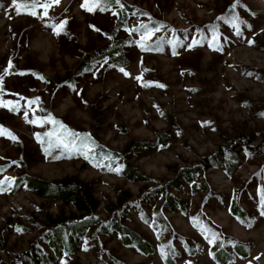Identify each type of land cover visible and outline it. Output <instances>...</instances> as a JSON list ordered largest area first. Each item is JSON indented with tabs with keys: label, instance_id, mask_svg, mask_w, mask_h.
<instances>
[{
	"label": "rangeland",
	"instance_id": "obj_1",
	"mask_svg": "<svg viewBox=\"0 0 264 264\" xmlns=\"http://www.w3.org/2000/svg\"><path fill=\"white\" fill-rule=\"evenodd\" d=\"M121 1L133 7L126 25L112 14L118 5L88 12L83 0H60L41 19L42 8L37 16L17 15L12 0H0V99L19 104V111L0 107V127L16 137L0 136V180L12 178L0 192V264H20L39 251L54 255L50 220L72 213L83 219L73 205L18 182L24 175L76 178L100 201L88 216L94 224L71 236L76 251L62 250L52 264H217L213 249L235 253L236 243L248 252L229 264H264V0H239V31L229 22L237 0ZM62 20L67 25L59 36L46 27ZM142 23L160 27L148 51L134 31ZM108 47L119 50L115 57L124 55L129 75L108 57L79 72L84 58ZM29 100L37 103L28 108ZM48 116L122 158L100 156L91 144L88 159L46 155L37 135L59 131L43 123ZM159 132L168 144L158 142ZM126 163L145 180L125 177ZM166 194L185 202L168 205ZM234 202L245 217L231 214ZM118 221L154 251L124 245L112 230Z\"/></svg>",
	"mask_w": 264,
	"mask_h": 264
},
{
	"label": "trees",
	"instance_id": "obj_2",
	"mask_svg": "<svg viewBox=\"0 0 264 264\" xmlns=\"http://www.w3.org/2000/svg\"><path fill=\"white\" fill-rule=\"evenodd\" d=\"M124 4V8L121 9L120 7L116 8V12L118 18L121 19L123 25L127 24L129 14L133 11V7L130 6L128 3L121 1ZM116 52H119L118 49L114 47H108L105 49L104 53L97 57L91 58L88 55L86 58L83 59V62L79 66L80 71H86L87 69L91 68L94 63L98 62L102 58H112L116 63H122V67L128 65V62L125 61L124 55H119L115 57ZM51 82V79H46ZM69 80V79H68ZM72 82V80H70ZM52 83V82H51ZM100 116V115H99ZM158 142L162 145H166L169 142V138L164 134L159 132L158 133ZM90 144L94 149H97V152L100 156H104L107 158L115 159L122 158V154L111 150L109 147L105 145H101L100 143H94V141H90ZM148 143H140L139 145H144ZM187 177L189 180L192 178V174L190 169ZM123 175L128 179L140 182L145 180V176L130 164L126 163L123 169ZM18 182H24L26 186L34 191L39 196L49 197L56 200H61L65 204L73 205L78 212H82V215L78 218L76 217L75 213L69 215V217H65V215L58 217L55 220H50V225L52 226V232L49 239V246L53 249L54 255L46 251H39L38 255H29L21 259L20 264H52L54 262V258L57 256H61L62 250L69 253H74L76 251V242L72 240L71 236L81 237L86 230H88L89 226L93 225V219L89 218L91 214H95L97 209L100 205L99 199L95 197L93 194L92 188L82 181H79L76 178H66L60 181L51 182L37 176L31 175H24L20 176L17 179ZM179 184V183H178ZM167 202L169 204H184L183 199H177L175 202H171L168 199ZM122 200L120 199V203L122 204ZM175 209V206L171 207ZM230 212L237 218H242L246 216V211L243 210L239 205L235 202L230 206ZM78 221L79 223H75L74 221ZM81 220V221H80ZM69 221V222H67ZM73 222V223H72ZM72 223V224H71ZM71 224V225H70ZM112 225V230L115 229L120 234L121 241L126 246H135L138 251L144 254H151L154 251V245L150 242H147L143 235L138 233L137 231L132 230L130 227L123 225V221L114 222ZM71 234V235H68ZM235 253L233 251H229L224 247H219L213 249V259L217 264H229L236 258V253L239 255H246L247 249L246 246L242 243H236L234 245ZM169 260L171 258L169 257ZM173 262V261H172Z\"/></svg>",
	"mask_w": 264,
	"mask_h": 264
},
{
	"label": "snow or ice",
	"instance_id": "obj_3",
	"mask_svg": "<svg viewBox=\"0 0 264 264\" xmlns=\"http://www.w3.org/2000/svg\"><path fill=\"white\" fill-rule=\"evenodd\" d=\"M60 3V0H47V2L41 3L40 0H30V2H18V0H12V5L15 8V12L17 15L20 14H28L32 16L38 15V9L42 8L43 13L40 16L41 19H44L45 17L49 16V9L53 7V5H57ZM239 3V0H237L236 4L232 5L231 12L233 15L230 17L229 22L232 23V26L239 31V23L238 18L234 15L235 9L237 7V4ZM118 5L121 9L124 8V4L121 2V0H83L82 7L88 11V12H94L95 10L99 9L101 12L109 11L111 10L112 6ZM113 15H117L116 12L112 13ZM146 15V14H145ZM234 21H236L234 23ZM67 25V20L58 21L56 23L48 24L46 27L50 28L52 32L59 36L62 34V32L65 30ZM134 31H137L140 33V41L139 46L141 49L148 51L152 47L148 41L151 40L152 36L160 31L159 26L149 27L147 24H140L138 28L134 29ZM216 37L213 36V41L215 42ZM159 47V45H157ZM218 50V49H217ZM175 54V53H174ZM104 63H107V60H104ZM12 68V62L9 61L7 65V69H4L3 71L7 72L8 69ZM121 73H123L125 76L129 75L128 72L125 71L123 67L119 69ZM23 75L24 73H20ZM43 79V77H40ZM3 77L0 76V82H2ZM136 79L140 80L141 77H136ZM34 103H37V101L29 100L27 101V107L31 108ZM11 110L19 111V104L13 105L11 101H3L0 99V107H10ZM25 119L27 120V112H25ZM43 123L52 124L54 126H58L59 131L57 130V127H54L52 131H49L45 133V138L41 139L39 135H37V139L40 140L42 144H45L44 152L46 155L52 156L53 152L59 151L60 155L55 156V159H60L62 156L67 155L70 158V154L72 153H78L84 156L85 159L89 158V153L92 151V148L90 146L91 138L87 135H82L80 133L71 132L67 128H65L64 125L60 124L59 121L55 120L54 117L48 116L45 118H42ZM29 123H36V120H28ZM7 135L9 138L15 140L16 137L9 132L7 129H4L0 127V136ZM109 159H111L109 157ZM95 166L100 167L101 165L97 163ZM111 171H115L119 173L121 169L119 167L117 168H111ZM5 169L0 168V173L4 172ZM12 185V178L5 177L4 180H0V192H6ZM262 213H264V209H262ZM208 239V242L210 244H214L217 240L216 235L213 233L206 237ZM162 254L167 255L166 252L162 250Z\"/></svg>",
	"mask_w": 264,
	"mask_h": 264
}]
</instances>
